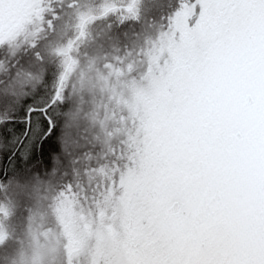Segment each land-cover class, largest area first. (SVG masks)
Returning a JSON list of instances; mask_svg holds the SVG:
<instances>
[{
  "label": "snow or ice",
  "instance_id": "snow-or-ice-1",
  "mask_svg": "<svg viewBox=\"0 0 264 264\" xmlns=\"http://www.w3.org/2000/svg\"><path fill=\"white\" fill-rule=\"evenodd\" d=\"M42 4L25 0L23 15L0 26V52L9 51L0 58V185L18 176L4 167L7 144L15 141L17 151L27 144L21 160L46 158L62 126L72 43L55 52L65 72L50 88L17 51L29 25L44 30ZM136 5L130 0L121 18L138 20ZM19 7L0 0V17ZM167 7L141 52L138 123L126 149L113 152L101 224L94 233L85 224L79 237L66 230V264L85 253L86 264H264V0H167ZM117 11L106 4L101 16ZM92 19L81 14V35ZM27 47L43 64L37 43Z\"/></svg>",
  "mask_w": 264,
  "mask_h": 264
},
{
  "label": "rangeland",
  "instance_id": "rangeland-1",
  "mask_svg": "<svg viewBox=\"0 0 264 264\" xmlns=\"http://www.w3.org/2000/svg\"><path fill=\"white\" fill-rule=\"evenodd\" d=\"M55 1L43 0L42 7L47 9ZM70 1L67 0L60 4L56 1L58 3V11H63L55 13L57 18L53 20L51 29L48 28L47 21L52 18V14L46 18L48 10L44 13V30L36 32V34H39L36 37L39 43L35 40L37 43L36 51H40L43 55L44 63L37 64L32 61L33 51L30 52L29 57L23 62L25 64L31 62L32 70L37 74L43 75L45 70L51 65L49 57L52 56V52L54 53L58 49L67 47L70 42L74 44L75 41L73 39L76 40L81 35V29L78 27L81 14H92L95 20L101 16V12L98 14L93 13L95 8L99 7L104 0H85L81 3H79L80 0H74L73 6L69 7L71 5ZM128 1L107 0L106 4L117 6L121 2V4L126 6L129 3ZM147 1L154 3L152 1L156 0ZM67 2L69 4L68 7ZM83 2L84 4H82ZM18 3L20 5L19 8L6 9L4 11L2 17H0V26L7 28L20 15H23L26 10L25 0H18ZM143 4L142 1H139L136 5L139 14L138 20L122 19V15H126L123 12L121 17L113 18L108 23V30L111 34L105 33L101 27L95 30L94 36L97 38V44L93 47V54L90 58L84 60L85 63L92 61L94 74H97L101 67L104 66L102 61L105 57L108 58V67L115 70L114 62L109 57L116 56L120 60L123 59L124 55L118 54L122 48L129 55L131 63L130 65L128 64L127 70L130 75L125 87L130 89L131 94L128 95V99H123L120 96H115L113 99L119 105H123L125 101L124 107H119L118 105L116 109V114L121 117V122H124L121 126L127 128L125 132L130 129H132L130 131H134V125L132 124L138 123V120L130 121L129 119L128 121V115L123 114L120 109L124 108L126 110V106L129 105L130 108L136 106L138 110L139 104L135 97L133 83L140 80L141 73L146 74V67H144L145 57L141 54L142 50L145 49L143 46L145 28L142 15L144 9L146 10L150 6H143ZM109 15L112 16L111 14ZM32 28L31 26L29 27L30 32H32ZM67 33L70 34L67 35ZM22 40L26 43L31 39L27 35L20 39V41ZM22 45L23 43L20 44V47ZM74 46V53L79 56V61L85 45L80 46L76 43ZM17 51L19 58H22L24 54L21 53L23 48L17 49ZM7 56H9L8 50ZM4 57L5 55L3 54ZM6 57L5 59H7ZM63 66L65 67L64 63ZM125 68L126 66H118L117 71L124 72ZM91 98L88 100L89 104L93 101ZM82 104L83 101L78 100L77 107L67 113L64 118L59 138L61 154L53 159V168L50 169L47 175L39 173V176H36L32 172L21 182H13L5 187H3L4 184L0 185V236L4 237L3 243L0 245V264H66V245L68 242L65 235L66 230L79 237L85 232V224L89 226L88 231L93 233L101 224L100 212L105 210L104 193H101V189H103V186H101L103 184L102 178L109 176L105 173L106 170L110 171L112 169V165L110 167V164L103 163L99 156H92L86 160L81 158L73 160V157L76 156L74 150L76 151L78 147L82 148V143L87 142L84 139L90 136L92 128L85 121L86 116L84 117V114H82ZM94 139L95 137L92 138V141ZM100 175H102V178ZM62 179L64 184L67 182L65 188L60 187L61 185L54 186L55 190L57 187L59 188H57L55 195L50 196L48 191L52 189L53 184ZM86 189L88 196H90L89 199H85V196H83ZM3 190L6 192V197L1 196ZM95 190L96 192L92 197L90 193ZM45 200L48 201V204ZM109 216L110 213L106 211V217L103 221L105 225L109 224ZM104 231L107 234L106 228ZM88 246L90 248L95 246L94 237L89 239ZM86 259V253L81 254L73 258L72 264H86Z\"/></svg>",
  "mask_w": 264,
  "mask_h": 264
},
{
  "label": "trees",
  "instance_id": "trees-1",
  "mask_svg": "<svg viewBox=\"0 0 264 264\" xmlns=\"http://www.w3.org/2000/svg\"><path fill=\"white\" fill-rule=\"evenodd\" d=\"M59 4L64 3L67 0H56ZM52 2L50 7V15H53L55 13H60L63 10L58 11V3ZM85 0H80L79 3ZM91 1V0H87ZM162 1V0H159ZM167 1V0H166ZM75 1L71 0L69 3L71 4L69 6L67 2V7H72L73 3ZM107 3V0H104L102 4L99 5V7L95 8V11L93 14H98L102 11L104 4ZM84 4V2L82 3ZM86 4V3H85ZM61 7V5H60ZM113 16V14H111ZM88 16L93 17V15L89 14ZM108 15L106 17L99 16L97 20L92 19L89 23L86 24L83 30V35H79L76 40L73 39L74 44H72V51L70 52L71 57V67L66 72V80H65V86L67 88L66 92V101L67 103L64 106L65 112L63 114L61 125L64 123V118L67 113L74 110L78 105V100L83 101L82 108V114H84L85 121L88 122L91 128L90 136L84 139L82 143V148H77L76 151L74 150V153L76 154L75 157H73V160L75 158H81L82 160H86L89 157L92 156H99L100 159H102L103 163L110 164V167L112 165L113 172L115 174V163L113 162L112 156L113 152L116 154H119L121 151L125 150L127 147L126 141L129 138V131L125 132L127 128H123L121 126L122 119L121 117H118L116 114V109L118 107V103L114 102V97L120 96L121 98L128 99V95L131 94V91L129 88L125 87V84L129 81V75L130 72H128V64L130 65V57L125 52L124 48L119 53L124 55L123 59H119L118 57H109L114 62V69H111L108 67V58L105 57V55L102 59V63H104V66L101 67L100 71H98L97 74H94L93 71V63L90 61V63H85L84 60H87L90 58V56L93 54V47L97 44V38L95 35V30L98 28H102V30L106 33H109L108 30V23L112 21L113 17ZM114 21V20H113ZM61 26V25H60ZM64 28V26H62ZM70 33H67L69 35ZM111 34V33H109ZM108 35V34H107ZM94 41V42H93ZM32 42L27 41L26 43L22 40L19 43L23 45L19 47V50L23 48V51L21 53H24L21 60L22 62L26 61V59L30 55V50L27 47V44ZM36 42L39 43V41L36 40ZM78 43L80 46H84V50L80 55L81 60L78 58L79 56L74 53L75 44ZM55 51V50H53ZM40 52V51H39ZM56 52V51H55ZM55 52H52V56L49 57V60L51 61V65L45 70L44 77H45V84L50 88L54 85L55 79L57 76H59L62 72H65V67L63 66L65 58L62 56L55 55ZM20 53V54H21ZM86 56H88L86 58ZM86 58V59H85ZM118 66H123L125 68L124 72L117 71ZM83 67V69H82ZM117 72H119V75H117ZM130 91V92H129ZM126 92V93H124ZM92 97V98H91ZM89 98L93 99V101L89 104L88 100ZM125 101L123 102V105H119V107H124ZM135 104V103H133ZM138 105V104H136ZM123 109V110H122ZM123 114L128 115V121L135 120L133 117L134 112L137 111L136 106H132L131 108L129 105L126 106V110L124 108L120 109ZM133 118V119H132ZM126 121V120H125ZM134 125V124H132ZM62 127V126H61ZM61 129L58 128L56 137L53 138V140L50 142V150H51V156H47L46 158H37V157H30L29 160L24 161L20 158V153L27 151V144L20 145L19 150L17 151V144L15 141L9 143L6 145L4 150V160L3 164L4 167L8 169L10 174L18 175L17 177L13 178L10 182L6 181L3 184V187L6 185H11L13 182H21V180H24L30 173L34 172L36 176H39V173H43L44 175H47L49 173L50 169L53 168V159L61 154L60 149V143L59 138L61 135ZM19 126H16L14 132L12 135L14 136L16 132H18ZM95 137V139L92 141V138ZM11 152H17V156L13 161H9L7 159L8 155ZM73 154V153H71ZM78 156V157H77ZM114 166V168H113ZM112 169L110 171L106 170L105 174H108L109 176L103 179V189L101 193H105L106 191H110L113 186L112 176L114 175L112 172ZM33 173V174H34ZM62 181V182H61ZM107 182V183H105ZM105 183V184H104ZM67 182H65L63 179L59 180L55 184H53L52 189L48 191V194L50 196H53L56 194V190L54 189V186H60L65 188V185ZM97 190V188H96ZM96 190L93 193H90V195L93 197ZM4 194L3 196L6 197V192L3 190ZM98 193V192H97ZM83 196H85V199H89L90 196H88L87 189L84 190ZM22 198V196H21ZM47 201V200H45ZM50 202V200H49ZM48 204V201H47ZM13 248V246H11Z\"/></svg>",
  "mask_w": 264,
  "mask_h": 264
},
{
  "label": "flooded vegetation",
  "instance_id": "flooded-vegetation-1",
  "mask_svg": "<svg viewBox=\"0 0 264 264\" xmlns=\"http://www.w3.org/2000/svg\"><path fill=\"white\" fill-rule=\"evenodd\" d=\"M139 1H142L145 4V5L143 4V6H150V7L146 8V10L144 9V11H143L144 13L142 15V20H143L144 28H145L144 39L146 41V39L152 38L156 35L157 28L160 24L161 16L168 11L167 1L166 0H162V1L156 0V1H152L154 3H149L148 1L146 2V0H137V3ZM128 2H130V0ZM126 6L121 4V2L119 3V5L115 6L116 8L120 9L121 11H117L116 13H114L113 18L121 17L122 13L124 12L123 10L126 9L124 7H126ZM50 7H51V4L49 5V7H47L48 14H47L46 18L51 16L50 15V11H51ZM30 26L33 27L32 32L33 31L38 32L37 31V25L36 26L29 25V27ZM29 27H28L29 37H30L31 41H35L36 37H38L39 34H35L34 36L31 35L30 33H32V32H30ZM145 41H144V45H143L144 48L146 47ZM31 51H33V50H30V52ZM34 51H36V49ZM8 57L9 56H7L6 58H8ZM0 58H3V52H0ZM3 59H5V57ZM144 67H146V65H144ZM1 196H3V195H1Z\"/></svg>",
  "mask_w": 264,
  "mask_h": 264
},
{
  "label": "bare ground",
  "instance_id": "bare-ground-1",
  "mask_svg": "<svg viewBox=\"0 0 264 264\" xmlns=\"http://www.w3.org/2000/svg\"><path fill=\"white\" fill-rule=\"evenodd\" d=\"M3 52V54L5 55V57L7 56V50H5V51H2ZM21 59V58H20ZM2 194H4V193H2Z\"/></svg>",
  "mask_w": 264,
  "mask_h": 264
}]
</instances>
